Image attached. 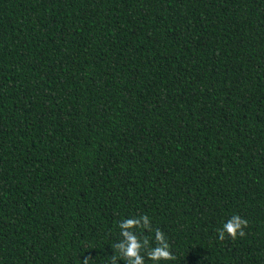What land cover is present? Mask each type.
I'll return each mask as SVG.
<instances>
[{
	"label": "trees",
	"instance_id": "obj_1",
	"mask_svg": "<svg viewBox=\"0 0 264 264\" xmlns=\"http://www.w3.org/2000/svg\"><path fill=\"white\" fill-rule=\"evenodd\" d=\"M141 215L161 264H264V0H0V264H110Z\"/></svg>",
	"mask_w": 264,
	"mask_h": 264
},
{
	"label": "clouds",
	"instance_id": "obj_2",
	"mask_svg": "<svg viewBox=\"0 0 264 264\" xmlns=\"http://www.w3.org/2000/svg\"><path fill=\"white\" fill-rule=\"evenodd\" d=\"M118 227L121 239L115 244V248L119 252V257L115 254L112 255L110 264H118L120 261H123L124 264H145V257L152 264H161L162 261L168 262L175 259L164 232L153 229L152 220L148 215L121 218ZM247 227L246 219L239 215H233L223 223L221 228L217 229V235L220 240H224L226 237L236 240L238 237L245 236L244 230ZM138 230L141 234L144 231L154 233L156 246L152 247L147 237L141 240L137 235ZM144 249H147V252L142 255Z\"/></svg>",
	"mask_w": 264,
	"mask_h": 264
}]
</instances>
